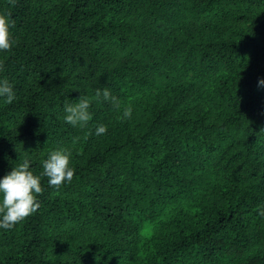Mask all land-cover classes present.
<instances>
[{
  "label": "trees",
  "instance_id": "obj_1",
  "mask_svg": "<svg viewBox=\"0 0 264 264\" xmlns=\"http://www.w3.org/2000/svg\"><path fill=\"white\" fill-rule=\"evenodd\" d=\"M0 15L15 94L0 180L25 159L40 176L58 148L74 169L0 228V264H264V0H0ZM80 96L83 128L64 120Z\"/></svg>",
  "mask_w": 264,
  "mask_h": 264
},
{
  "label": "clouds",
  "instance_id": "obj_2",
  "mask_svg": "<svg viewBox=\"0 0 264 264\" xmlns=\"http://www.w3.org/2000/svg\"><path fill=\"white\" fill-rule=\"evenodd\" d=\"M11 46L9 21L4 15H0V50L7 51ZM2 67L0 65V70ZM259 83L264 85V80ZM95 96L97 99L102 96L104 101H108L117 111H120L121 106L118 98L111 95L107 88L96 89ZM0 97H6L8 104H11L15 99L13 88L7 79L0 81ZM76 101L72 104L65 103L66 115L64 120L69 125L74 127L79 125L83 128L92 119L88 110L90 100L86 96H80ZM131 115L132 108L127 106L123 108L122 117L118 118L130 119ZM106 132L107 128L103 125L95 129L96 135H102ZM78 139V137L75 138L73 143H76ZM70 157L71 152L67 148L51 151L47 159L42 161L43 171L40 176L34 175L29 170L30 161L28 159L12 167L11 172L0 180V197H2L0 200V228L12 229L40 208L36 196L43 191L41 187L42 176L47 177L49 186L55 189H59L65 181H72L74 169L70 167ZM260 215L264 216V211H261Z\"/></svg>",
  "mask_w": 264,
  "mask_h": 264
}]
</instances>
